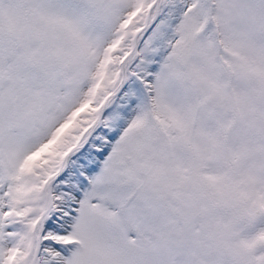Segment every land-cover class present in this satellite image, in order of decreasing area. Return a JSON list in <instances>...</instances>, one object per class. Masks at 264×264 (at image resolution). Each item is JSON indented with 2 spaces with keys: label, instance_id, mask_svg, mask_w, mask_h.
<instances>
[{
  "label": "rangeland",
  "instance_id": "rangeland-1",
  "mask_svg": "<svg viewBox=\"0 0 264 264\" xmlns=\"http://www.w3.org/2000/svg\"><path fill=\"white\" fill-rule=\"evenodd\" d=\"M153 1L0 0V264H31ZM136 48L36 264H264V0H161Z\"/></svg>",
  "mask_w": 264,
  "mask_h": 264
},
{
  "label": "bare ground",
  "instance_id": "bare-ground-1",
  "mask_svg": "<svg viewBox=\"0 0 264 264\" xmlns=\"http://www.w3.org/2000/svg\"><path fill=\"white\" fill-rule=\"evenodd\" d=\"M160 1L161 0H157L154 6L151 8L150 12L146 15V18L144 21L146 28L148 27L150 28L152 26L154 18L158 10V7L160 5ZM136 51H137V48L134 44H132V41H131V47L129 51L119 61V65H118L119 74H120L119 80L117 84L115 85V87L113 88V90L110 92V94L107 95L105 99L103 100V103H104L103 106L105 108H101V105H100L99 108L97 109L96 118L100 114H102L101 119L98 120L97 122L96 120H94L89 126H87L84 129V131L79 135L78 139L76 140L74 146L69 149L71 151L70 156L67 154V152L69 151L68 150L61 158L56 173L53 174L43 186L42 210L38 218L36 219V222L34 225L33 250H32V255H31L32 256L31 259H33V264H36V261H37L36 258L41 248V238H42V235L45 229L44 223L51 210L52 203H53V195L51 192L52 185L57 179H59L65 173L67 169V164L70 160L69 158H71L73 154L80 152L83 149V147L86 145V143L88 142L89 138L98 130L106 108L109 107L116 98V96H114L115 91H117L121 87L123 88L126 83V77L129 72L128 67H129V64L132 62V60L134 59V57L136 56ZM67 159L69 160L67 161ZM59 173H62V175L59 178L53 180Z\"/></svg>",
  "mask_w": 264,
  "mask_h": 264
},
{
  "label": "water",
  "instance_id": "water-1",
  "mask_svg": "<svg viewBox=\"0 0 264 264\" xmlns=\"http://www.w3.org/2000/svg\"><path fill=\"white\" fill-rule=\"evenodd\" d=\"M156 1H157V0H154L153 3L150 5V7H149V9H148V11H147V14L150 12L151 8L154 6V4L156 3ZM148 29H149V27L146 28V25H145V23H144L143 26H142V28H140L139 30H137V31L134 33L133 38H132V44H134V45L136 46V39H137L138 35H140L141 33L145 32V31H147ZM121 91H122V87L119 88L117 91H115L114 96L117 97ZM103 105H104V103L102 102V104H101V108H105ZM101 115H102V114H100V115L95 119L96 122H97L98 120L101 119ZM67 154L70 156L71 151L69 150V151L67 152ZM69 159H70V158H69ZM69 159H67V161H68ZM67 161H66V162H67ZM62 170H63V169H62ZM61 175H62V173H59V174H58L53 180L59 178ZM31 264H33V259H31Z\"/></svg>",
  "mask_w": 264,
  "mask_h": 264
}]
</instances>
